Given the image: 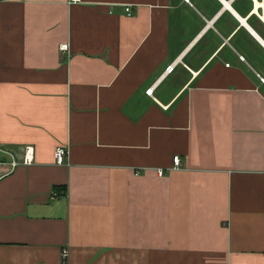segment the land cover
<instances>
[{
	"label": "crops",
	"instance_id": "0c3cea01",
	"mask_svg": "<svg viewBox=\"0 0 264 264\" xmlns=\"http://www.w3.org/2000/svg\"><path fill=\"white\" fill-rule=\"evenodd\" d=\"M257 10L0 0V264H264Z\"/></svg>",
	"mask_w": 264,
	"mask_h": 264
},
{
	"label": "built area",
	"instance_id": "2783aa9c",
	"mask_svg": "<svg viewBox=\"0 0 264 264\" xmlns=\"http://www.w3.org/2000/svg\"><path fill=\"white\" fill-rule=\"evenodd\" d=\"M70 1H76V0H70ZM260 6H261V11L257 10V15L258 17L261 19V21L264 23V0H260ZM126 11L129 12V9L126 8ZM59 50L61 52L63 51H67L68 50V45L67 43H62L59 47ZM173 68V65H169L166 69L167 71H171ZM261 80H264L263 78H261ZM149 93L151 92V90L148 91ZM32 155H33V148L32 146H26L25 147V154H24V159L23 162L24 163H29L32 159ZM67 156V150L65 149V147L58 145L55 149H54V161L56 164H63L65 161V158ZM17 161H15L13 158L10 159L9 162L0 159V167H3V170L1 168L0 171V177L7 175L8 173H10L15 166L17 165ZM7 165V166H6ZM180 165V158L178 155H175L173 157V165H172V169L177 168ZM159 175H163L165 173V171L163 169H158L157 170ZM61 257H62V264H66V258H67V249H63L61 252Z\"/></svg>",
	"mask_w": 264,
	"mask_h": 264
}]
</instances>
